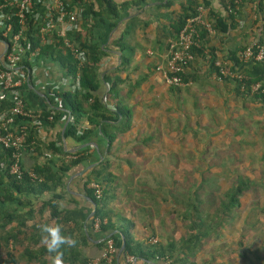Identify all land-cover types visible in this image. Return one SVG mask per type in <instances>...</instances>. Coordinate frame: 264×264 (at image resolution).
<instances>
[{"label": "crops", "instance_id": "0c3cea01", "mask_svg": "<svg viewBox=\"0 0 264 264\" xmlns=\"http://www.w3.org/2000/svg\"><path fill=\"white\" fill-rule=\"evenodd\" d=\"M112 1L118 12L117 19L103 16L104 21L99 25L92 27V20H88L87 25V38L92 37L103 52L97 71L100 87L95 94L110 110L112 119L101 121L82 141L70 136L71 107L55 95L73 89L66 63L56 52L41 54L27 49L22 56L27 78L21 88L9 92L6 97L21 96L30 117L36 118L33 124L38 132L40 152L23 147L20 164L30 168L47 159L58 164L80 151L91 155L89 160L72 166L66 173L59 201L60 209L68 211L72 217L70 226L83 230L87 243L81 251L91 264L101 256L103 247L98 243L104 237L92 228L95 202L85 191L91 185L84 188L83 181L105 158L110 163V176L106 181L111 190L107 200L109 217L115 227L111 233L119 237L113 264H128L125 258H120L121 254L118 255L122 228L129 230L135 242L149 244L155 239L163 244L173 242L177 247L184 236L190 232L196 234L191 223L194 218H184L181 203L194 194L195 184L188 185L186 191L164 189L155 169L141 172L140 166H147L149 171L148 165L166 164L171 178L174 169L170 166L177 165L179 159L192 165L202 163L206 166L202 178L217 181L220 186L208 193L221 198L232 180H249L248 188L239 197V205L215 217L219 223L216 226L218 235L212 232L197 234L177 258L182 260L180 264H264V107L236 95L232 83H221L214 74H205L209 68L200 57L193 60L191 70L201 78L197 80L194 76L195 81L184 82L180 87L164 85L160 74L154 71L155 65L165 60L181 5L193 0ZM198 1L204 2L201 5L206 9L207 20H212L210 14L213 13L225 15L221 1ZM239 3L240 14L236 17L235 28L225 34L210 35L217 58L229 51L237 52L239 57L242 47L257 44L260 37L264 38V12L255 15V5L249 0H239ZM3 48L0 42V53ZM116 78L119 79V100L128 108L131 124L126 132L111 140L104 133V125L110 132L117 133L123 119L114 98L108 94ZM52 109L59 112L52 124L37 119ZM87 127L88 121L83 114L79 133ZM52 142L60 149V154H48L46 149ZM215 165L222 169L210 171ZM238 166L244 167V174L239 172ZM224 180L231 181L226 186ZM212 202L214 200H209ZM209 206V212L213 213L217 204ZM181 226L187 229V234L173 240L167 232ZM211 239L218 243L208 250ZM201 246H206V258L198 260L194 253ZM139 261V264L145 262Z\"/></svg>", "mask_w": 264, "mask_h": 264}, {"label": "trees", "instance_id": "16d2710c", "mask_svg": "<svg viewBox=\"0 0 264 264\" xmlns=\"http://www.w3.org/2000/svg\"><path fill=\"white\" fill-rule=\"evenodd\" d=\"M249 2L255 5V10H253L255 15L263 14L264 0H249ZM78 3L82 7V16L77 28L67 32V37L85 53L86 60L81 66H78L77 60L65 48L63 39L54 30L43 36L46 42L43 41L44 39H42L40 32L42 27L41 16H37L33 9L27 14L24 31L25 39L21 41V44L24 48L27 47L31 50L39 47L41 54L56 52L66 63L67 76L73 81V89L62 91L55 95L67 101L71 107L72 119L68 134L76 138L77 141H82L96 129L101 121L111 120L113 117L110 110L106 108L95 94L100 87L97 71L103 52L100 46L91 40L92 37L87 38L89 33L87 28V25H89L88 20H92V27H95L104 21L102 19L103 16L117 19L118 12L112 0H79ZM201 4H204V2L193 0L181 5V12L173 24V38L177 36L186 19L192 17L196 13V8ZM222 5L225 15L210 14L212 16L210 21H212L215 29L214 36L227 33L228 30L235 28V24L238 22L236 17L240 14L239 0H228L222 2ZM12 22L15 30H18L17 20L13 18ZM82 28L85 31L84 36ZM198 33L199 44L192 49L194 59L200 57L205 60L209 68L205 74H214L218 81L219 68L215 65L217 49L212 46L210 35L204 28L200 27ZM3 40L5 41L6 39L1 36L0 30V41ZM257 44H264V38L260 37ZM244 49L242 47L241 52ZM220 60L230 68L232 73L235 74L236 71V74L240 75L241 78L226 76L219 81L221 83H232L234 85L233 91L236 95L248 98L264 107V60L245 63L240 60L237 52L233 51L222 52ZM191 63L182 74V81L185 83L192 80L195 81L194 76L197 77V80L201 78L197 76V72L191 70ZM255 83H260L261 87L258 91L251 92L250 86ZM118 85L119 79L116 78L108 94L112 95L111 99L114 98L115 106L118 112L123 115V119L117 128V133L110 132L105 125L103 127L104 133L111 140L117 134L126 132L131 124L130 112L119 100ZM242 85H244L243 90L241 89ZM13 104V101L9 98L0 100V114L7 113ZM83 114L87 118L88 127L79 133ZM58 117L59 112L52 109L40 114L37 119L49 121L52 124ZM35 120L36 118L33 117L18 116L14 119V125L18 126V129L22 128L21 130L25 134L24 147L26 146L28 149H32L33 152L39 153L38 132L33 124ZM46 150L49 155L61 153L54 142L49 143ZM90 157V154L80 151L71 154L70 159L63 160L58 164H53L51 159H47L42 163L37 162L30 168L21 164V174L14 175L9 172L8 167L10 152L7 149H2L0 162L4 166L0 167V264H48L52 262L54 254L48 253L41 244V237L45 234L40 232L38 227L41 224H51L52 221L53 224H61L63 226V234L71 236L77 242L75 247H68L67 245L62 247L63 264H91V261L81 251L82 247L87 243L83 230L75 225L73 227L70 226L69 222L72 221L70 213L66 210H61L59 206V201L64 192L66 173L72 166L79 165L89 160ZM109 168L110 163L105 158L85 176L83 186L85 188L91 183H96L99 186L101 190L99 199L95 197L93 189H85L88 196L96 204V211L92 216V220L95 217L101 221L105 220V222L100 224V233L104 238H111L116 247H118L119 237L116 233H111L115 230V227L111 224L107 203L108 195L111 192L106 181L110 176ZM204 172L202 171V177ZM201 182L218 183L217 181H207L203 178H201ZM249 184V180L239 179L232 181L223 194V198L216 194L208 193L209 190L202 192L203 196L209 195L203 198L198 192L200 188L194 186V194L189 196L188 200L185 198L181 200V203L184 208L182 213L184 218L186 219L188 216L190 218L193 216L194 218L191 223L195 227L196 234L190 232L188 236H184L180 242L181 244L177 247L173 242L164 244L159 241L149 242V244L135 242L129 230L122 228L121 233L124 236L125 249L120 258L134 256L139 260L149 261L152 264H180L182 260L177 258L178 253L183 247H187L192 240L196 239L197 234L208 235V233L212 232L218 235L219 231L216 226L219 223L215 221V217L229 213L232 208L238 206L239 197L248 188ZM209 200H214V202L209 203ZM214 203L215 205L217 204V207H215L213 213H210L209 204L214 205ZM46 213L48 215H45ZM189 231L192 230L190 229ZM104 244L105 242L102 240L98 243V246L102 248Z\"/></svg>", "mask_w": 264, "mask_h": 264}, {"label": "built area", "instance_id": "2783aa9c", "mask_svg": "<svg viewBox=\"0 0 264 264\" xmlns=\"http://www.w3.org/2000/svg\"><path fill=\"white\" fill-rule=\"evenodd\" d=\"M79 0H0V30L1 36L6 40L3 43V51L0 53V100L6 99L7 94L16 91L25 82L27 73L22 63V56L26 50L40 51L39 47L34 49L24 48L21 41L25 39L24 31L26 27L27 14L35 10L37 16H41L42 27L40 28L41 37L54 30L63 39V45L69 53L77 60L81 66L86 60L84 51L74 44L68 37L67 32L77 28L82 16V7ZM226 2L228 0H219ZM33 9V10H32ZM35 15V17H36ZM17 20L19 29L15 30L12 19ZM204 28L209 35L215 34V29L211 21L206 18V9L203 5L196 8V13L186 19L183 27L175 38L169 40L166 48L164 62L158 63L154 71L162 77L164 85L168 87H180L183 85L182 74L189 64L194 60L192 49L199 44V28ZM43 41L46 42V39ZM50 41V40H49ZM206 53V52H205ZM240 60L243 62L264 60V44H252L247 46L240 53ZM215 65L219 68L218 80L222 77H238L240 75L231 72L230 68L220 58H217ZM261 84L255 83L250 86L251 92L260 89ZM241 89H244L242 85ZM13 106L7 113L0 114V148L10 152L8 164L9 172L14 175L21 174V153L24 147L25 134L22 128L18 129L14 125L15 117H30L25 107L24 99L14 95ZM4 164L0 162V167ZM91 188L97 199L101 197V190L96 183H91ZM105 222L95 217L92 220V228L95 232H100V224ZM105 244L95 264H113L117 247L114 241L106 237ZM151 242H156L152 239ZM128 264H139V259L134 256H126ZM143 262V261H141ZM144 264H152L149 261Z\"/></svg>", "mask_w": 264, "mask_h": 264}, {"label": "rangeland", "instance_id": "374dc122", "mask_svg": "<svg viewBox=\"0 0 264 264\" xmlns=\"http://www.w3.org/2000/svg\"><path fill=\"white\" fill-rule=\"evenodd\" d=\"M218 160V159H217ZM216 160V161H217ZM214 163V162H213ZM147 166H140L139 170L141 172H152L153 169H155V172L156 173H159L160 174V180L162 181V186L164 187V189H178V191H186L188 189V185H191V184H195L196 187H199L200 189L198 190V192L202 194V192L204 190H215V189H219L220 186L219 184H215L213 182H201V174H202V171H205V165L202 164V163H198L196 162L195 165H192V164H189V163H185V161L179 159V163L177 165H171V169L173 170V174H172V177L170 178V175L167 173L168 170V165L166 164H158L156 166H153V165H148V169L149 171L146 169ZM216 167V168H215ZM219 167L222 169L221 166H218V165H215L214 167L212 166L211 167V170L210 171H215L219 169ZM241 167V168H240ZM224 168V166H223ZM239 168V172L240 173H243L245 172V169L244 167L242 166H238ZM236 170H238L236 168ZM233 174V173H232ZM166 175H168V178L166 177ZM192 177H194V179H191ZM158 181V182H161V181ZM226 181V186L227 184H229V182L231 180H224ZM234 181V180H232ZM199 185V186H198ZM229 186V185H228ZM172 189V190H173ZM204 198V196H203ZM209 208H211V206H209ZM166 228V227H165ZM126 229V228H125ZM163 232H167V229H163ZM169 235L172 236V239L174 240L176 237H180L181 235L184 236L187 234V229H185L184 227L181 226V228H173L172 230H170L169 232ZM208 243L209 245L207 246V249L209 250L210 246H214L216 245V243H218V240H214V239H211V240H208ZM215 243V244H214ZM200 248V246H199ZM199 250V251H198ZM196 250L197 252H195L194 254L198 257L196 259L198 260H201L202 258H206V253L204 254L205 250H206V246H201V249H198Z\"/></svg>", "mask_w": 264, "mask_h": 264}, {"label": "clouds", "instance_id": "9594fccd", "mask_svg": "<svg viewBox=\"0 0 264 264\" xmlns=\"http://www.w3.org/2000/svg\"><path fill=\"white\" fill-rule=\"evenodd\" d=\"M38 227L39 231L45 234L41 237V244L46 248L48 253L54 254L52 264H63L62 247L65 245L75 247L76 240L71 236L63 234V226L61 224H41Z\"/></svg>", "mask_w": 264, "mask_h": 264}, {"label": "water", "instance_id": "95a60500", "mask_svg": "<svg viewBox=\"0 0 264 264\" xmlns=\"http://www.w3.org/2000/svg\"><path fill=\"white\" fill-rule=\"evenodd\" d=\"M70 118H71V115L68 117V121L70 120ZM95 211H96V204L94 203V210H93L92 216L94 215ZM124 249H125V240H124V236L122 235V241H121V244L118 250V255L122 254Z\"/></svg>", "mask_w": 264, "mask_h": 264}]
</instances>
